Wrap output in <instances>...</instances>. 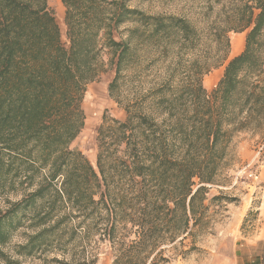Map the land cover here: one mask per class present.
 Segmentation results:
<instances>
[{"label": "trees", "instance_id": "1", "mask_svg": "<svg viewBox=\"0 0 264 264\" xmlns=\"http://www.w3.org/2000/svg\"><path fill=\"white\" fill-rule=\"evenodd\" d=\"M60 1L66 43L47 0H0V264H98L105 250L111 264L185 258L209 226L207 190L226 182L235 135L264 142V0L204 28L132 0ZM229 31H246L244 49L207 92L201 78L226 60ZM138 44L141 73L156 80L124 120L102 116L94 168L71 148L86 87L113 67L112 94Z\"/></svg>", "mask_w": 264, "mask_h": 264}, {"label": "rangeland", "instance_id": "2", "mask_svg": "<svg viewBox=\"0 0 264 264\" xmlns=\"http://www.w3.org/2000/svg\"><path fill=\"white\" fill-rule=\"evenodd\" d=\"M209 3L213 4V11L206 14L204 9ZM243 3L244 0H132L129 6L150 14L171 13L182 16L197 24L199 28H204L213 23L231 25L232 14L242 13ZM47 4L54 13L61 40L66 43L63 23L65 9L60 0H47ZM235 36L242 37V46L233 54L230 41ZM245 36L246 31L227 33L230 49L226 60L201 78L207 92H211L221 79L226 62L242 52ZM108 58V55H103L105 63ZM105 68L106 71L99 79L86 87L82 102L84 128L71 143V148L80 151L94 168L96 131L102 123V116L106 114L117 120H124L125 108L141 106V92H145L156 80L154 71L141 73V44L134 46L112 94L109 93L108 86L115 77V71L113 67ZM215 74H218V79L216 78L211 87H206L205 80ZM234 155V162L224 173L227 176L226 182L208 187L206 204L209 205L210 223L197 241V249L185 258L178 256V251L168 253L172 256L168 264H227L225 260L233 255L234 240L241 235L251 234L264 223V142L250 132L237 133L234 138ZM213 196H219L220 200L212 202ZM244 213L245 217L240 222ZM19 242H22V238L13 236L10 242L2 247L3 251L12 254L13 247ZM33 264L41 263L36 261ZM98 264H111L107 250L100 256Z\"/></svg>", "mask_w": 264, "mask_h": 264}, {"label": "crops", "instance_id": "3", "mask_svg": "<svg viewBox=\"0 0 264 264\" xmlns=\"http://www.w3.org/2000/svg\"><path fill=\"white\" fill-rule=\"evenodd\" d=\"M244 217L245 213L240 222ZM232 249L233 255L225 260L227 264H264V223L251 234L236 238Z\"/></svg>", "mask_w": 264, "mask_h": 264}, {"label": "bare ground", "instance_id": "4", "mask_svg": "<svg viewBox=\"0 0 264 264\" xmlns=\"http://www.w3.org/2000/svg\"><path fill=\"white\" fill-rule=\"evenodd\" d=\"M231 43V48H232V53L235 54L237 53L242 46V37L241 36H235L231 39L230 41ZM217 75H212L211 77H209L207 80H205V86L206 87H211L212 83L217 80ZM217 78V79H216Z\"/></svg>", "mask_w": 264, "mask_h": 264}]
</instances>
